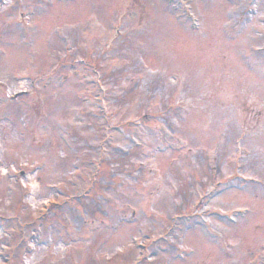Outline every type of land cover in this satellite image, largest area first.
Returning <instances> with one entry per match:
<instances>
[{"label":"rangeland","instance_id":"obj_1","mask_svg":"<svg viewBox=\"0 0 264 264\" xmlns=\"http://www.w3.org/2000/svg\"><path fill=\"white\" fill-rule=\"evenodd\" d=\"M0 264H264V0L0 3Z\"/></svg>","mask_w":264,"mask_h":264}]
</instances>
